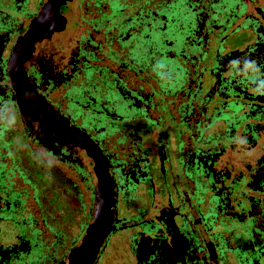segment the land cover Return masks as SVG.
Wrapping results in <instances>:
<instances>
[{"label": "flooded vegetation", "instance_id": "1", "mask_svg": "<svg viewBox=\"0 0 264 264\" xmlns=\"http://www.w3.org/2000/svg\"><path fill=\"white\" fill-rule=\"evenodd\" d=\"M51 1L0 0V264H69L106 213L93 264H264V0H74L14 66Z\"/></svg>", "mask_w": 264, "mask_h": 264}, {"label": "water", "instance_id": "2", "mask_svg": "<svg viewBox=\"0 0 264 264\" xmlns=\"http://www.w3.org/2000/svg\"><path fill=\"white\" fill-rule=\"evenodd\" d=\"M70 1H72L71 5H73L74 0H52L49 7L45 10V12L40 14L32 22L28 31L24 34L23 38L20 39L17 47L15 48L16 49L15 52L20 49L21 43H23L24 40L32 34V38H30V40H29L31 42L34 39V37L38 34L39 29L44 24L48 23V21H50L54 16H58V14L61 11V8L67 2H70ZM56 31L59 32V30H56ZM110 202L111 201H108L107 205H111ZM100 204H102V201H99V206H100ZM100 213H101V211H100ZM108 217H109V215H108V213H106L105 220L102 221V225L98 228V235H97L98 238L96 240H94L93 234L94 235L96 234L95 232L97 229V224L99 223V221L101 219V216L97 217V219L94 221V223L92 225V230L90 232L92 234L91 239L89 240V238L87 237L85 244L82 247H79V250H77L75 253L72 254L73 260L71 261V259H72V257H71L69 259L70 260L69 264H76L78 262V260L84 256H85V261H83L84 263H82V264H93V261H94L96 254H97V252H98V250L102 244V241L107 235L108 225L110 223V220L108 219ZM92 239H93V243H94L93 245L91 244ZM86 255L88 256V259H86Z\"/></svg>", "mask_w": 264, "mask_h": 264}, {"label": "rangeland", "instance_id": "3", "mask_svg": "<svg viewBox=\"0 0 264 264\" xmlns=\"http://www.w3.org/2000/svg\"><path fill=\"white\" fill-rule=\"evenodd\" d=\"M148 1H151V0H143L142 2H143V4H147ZM70 5H71V3H68L67 5H65V7L62 8V10L58 14V16H54L50 21H48V23H46L43 27H41V30L38 32V34L39 33L40 34L39 35L37 34L35 36V37L38 36L36 38L37 40L39 39V36L43 37V36H46L47 33H49L50 26H52V30L53 31L54 30H59V31H63V34H65V31L68 30L67 27H65L67 19H68L69 24H70V25L68 24L69 25L68 27H69L70 31L73 32L75 30V28H76V26H75V14H74V8L75 7H74V4L71 5V6ZM29 37L31 38V36H28V38ZM28 38L25 39L27 42H29L27 40ZM167 40H169L168 36H165V35L164 36H159L158 37V42L156 44L158 45V47L160 45H165ZM27 42L24 43L23 45H21L22 46L21 49L24 50L25 52L28 50L29 43H27ZM147 51H148V46L146 48H144L143 55H146L145 53ZM18 59H19V51L16 52V55L14 57V66L17 64ZM19 69H20L19 66H16L14 70L17 71L18 73H20V75L22 77L21 71H19ZM10 70H11V67H10ZM12 73L13 72L11 71V78H12V81L14 82V84L16 85V88H17V84L14 81L15 79H14V75L12 76ZM20 81H21V79H19L17 81V83H21ZM26 89H27V87H26ZM17 91H18L19 95L21 96L20 89L17 88ZM9 236H10V234L9 233L7 234V232H5L4 240L8 239ZM5 237H6V239H5Z\"/></svg>", "mask_w": 264, "mask_h": 264}, {"label": "trees", "instance_id": "4", "mask_svg": "<svg viewBox=\"0 0 264 264\" xmlns=\"http://www.w3.org/2000/svg\"><path fill=\"white\" fill-rule=\"evenodd\" d=\"M121 3H125L126 4H130L129 3V0H121ZM166 4V0H151L147 3L148 7H157V6H164ZM152 8V9H153ZM165 8V7H164ZM158 9V8H157ZM162 13V12H160ZM165 15H166V11H165ZM145 14L144 13H141V14H138L137 15V20L140 21L138 24H137V31H138V38H141L142 40V43L139 44L138 46L140 48H142L141 51H138L137 53V65H138V68H140V65H142L140 63V57L142 56V58L145 59V57L148 58V55L150 54V52H152V57L151 59H155L154 56H160L162 51L160 48H162L164 45H160L158 47V45L156 44L158 42V37L159 36H166V31L165 32H160L158 29V27H163L165 24H166V21H160V17L161 15L158 17V18H155V20L151 23V27H152V33H150L147 28V25H146V22H143V20H141V18H145ZM146 35H149V39L148 41H145V37ZM148 46V51L145 53L146 55H143V50L144 48H146ZM161 64V63H160ZM166 67V66H165Z\"/></svg>", "mask_w": 264, "mask_h": 264}, {"label": "bare ground", "instance_id": "5", "mask_svg": "<svg viewBox=\"0 0 264 264\" xmlns=\"http://www.w3.org/2000/svg\"><path fill=\"white\" fill-rule=\"evenodd\" d=\"M86 259H88L87 255H86ZM83 261H85V256L80 258L76 264H82V263H84Z\"/></svg>", "mask_w": 264, "mask_h": 264}]
</instances>
